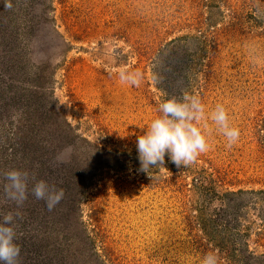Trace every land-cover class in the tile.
<instances>
[{
	"label": "rangeland",
	"instance_id": "374dc122",
	"mask_svg": "<svg viewBox=\"0 0 264 264\" xmlns=\"http://www.w3.org/2000/svg\"><path fill=\"white\" fill-rule=\"evenodd\" d=\"M185 35L203 45H186L164 92L154 59ZM121 69L139 72V86L122 84ZM185 92L209 116L222 104L238 142L226 147L208 119L198 126L209 150L194 163L177 168L166 155L140 171L137 137L161 102ZM67 123L127 155L88 154ZM28 161L57 186L82 173L83 192L59 205L79 226L72 235L90 237L97 264H201L210 252L218 264H264V0H0V216L20 213L19 236L30 222L19 224L27 215L5 198L3 173L28 172ZM62 230L52 240L65 264L95 262H82L84 246Z\"/></svg>",
	"mask_w": 264,
	"mask_h": 264
},
{
	"label": "clouds",
	"instance_id": "9594fccd",
	"mask_svg": "<svg viewBox=\"0 0 264 264\" xmlns=\"http://www.w3.org/2000/svg\"><path fill=\"white\" fill-rule=\"evenodd\" d=\"M5 7L10 8L7 3ZM119 79L122 84L139 86L141 75L121 69ZM160 113L148 125L147 131L137 137L136 148L140 161V171L148 172L150 168L162 166L167 155L177 167H188L203 153L209 150V144L202 128L198 125L210 119L216 130L225 138L226 147H233L239 140L240 131L229 122V115L222 104H217L209 115L197 94L185 92L181 98H169L158 106ZM58 163H64L58 159ZM6 181L4 196L20 207L28 198L29 173L12 169L3 173ZM34 179V177L32 178ZM31 194L37 200H43L52 211L64 198L63 189H56L44 180H36ZM20 213L8 212L0 216V264H18L20 248L16 244L15 221ZM201 264H218V255L210 252Z\"/></svg>",
	"mask_w": 264,
	"mask_h": 264
},
{
	"label": "trees",
	"instance_id": "16d2710c",
	"mask_svg": "<svg viewBox=\"0 0 264 264\" xmlns=\"http://www.w3.org/2000/svg\"><path fill=\"white\" fill-rule=\"evenodd\" d=\"M211 22H214L211 21ZM197 41V47L198 50H201L203 43H200L201 40L192 35H185L173 38L169 42L166 43V45L159 50L157 53L154 64L152 67L153 76L154 79L160 84L162 90L164 92H168V90L171 88V85H168V82H170L168 73H181L182 69L179 67L180 65H183L184 58L186 57L187 47L186 45L192 41ZM172 66V68L170 67ZM40 84L43 85L42 81H39ZM38 85V84H37ZM41 85V86H42ZM14 87V85H12ZM39 86V85H38ZM15 88V87H14ZM18 126L17 128H19ZM15 135H18V129L15 130ZM67 135L69 137V140H71L73 143L77 144L81 141L85 142V147L88 154L94 152V150L100 151L99 153H103L105 155H115V156H126L127 154L118 150H106L102 148H98L97 146L93 145L90 141L85 139L84 137H81L74 133L72 127L70 124L67 123ZM29 140V139H28ZM31 143V142H30ZM31 145V144H30ZM26 150V149H23ZM91 155V154H90ZM103 157V156H102ZM20 159L21 163H24V159ZM91 164V162H89ZM109 164V163H107ZM27 167H29V183H28V198L24 202L21 208H23V214L27 215L23 219V222L19 224H24L27 222H30V224H24V227L22 229L21 236L18 235V232H16V244L20 248V255L18 257V264H25V260H28L29 263L27 264H65V254L64 256H60V254H64L62 252H59L61 247V243L53 241V235H56L57 231L56 228L59 224H62L65 230L61 231V236L65 233L68 235L67 237H74L75 240H79L78 243H82V246L84 248L78 250L80 251L79 254L81 255L82 262H89L92 257L95 259V262L92 264L98 263V254L95 251V248L93 247V242L90 240V237L81 230L82 236L79 237L77 235H72V231L76 230L79 226L76 225L75 218H72L70 213H66V211L60 207L58 204L52 211L48 213V209L45 206V202L43 200H37L32 194H31V188L36 180H48L49 177L42 176L41 174V168L39 167L38 171H32L33 162L28 161ZM41 170V171H40ZM34 177V179H32ZM86 181L82 176V173L77 174V176H67L61 181V184L57 186L56 184L49 182L50 186L56 187V189H63L64 191V197L70 196V198H74L75 196H78L81 194L85 188ZM77 189V191H75ZM70 192V193H69ZM235 191H230L226 193V196L235 195ZM71 200V199H70ZM63 201V200H62ZM61 201V202H62ZM73 200L70 201L72 204ZM43 206V207H41ZM39 211H37L36 210ZM65 232V233H64ZM66 237V236H65ZM27 240H30V245L33 246L31 249V255L28 257L27 252L29 251V247L25 246L27 243ZM67 253V252H66ZM69 254V253H68ZM69 256H74V254H69Z\"/></svg>",
	"mask_w": 264,
	"mask_h": 264
}]
</instances>
